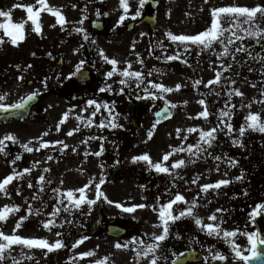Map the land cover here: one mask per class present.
Returning <instances> with one entry per match:
<instances>
[{
	"label": "rangeland",
	"instance_id": "374dc122",
	"mask_svg": "<svg viewBox=\"0 0 264 264\" xmlns=\"http://www.w3.org/2000/svg\"><path fill=\"white\" fill-rule=\"evenodd\" d=\"M258 5L264 6V0H165L161 6V9L165 11V16L163 17L162 14L157 20L155 33L149 32L147 38L145 37L139 46L134 41L133 48L129 49L128 57L120 55L110 58L118 61L116 82L119 83L120 79H127L125 85L119 83L120 87L126 91L128 98L126 102L118 104V114L119 112L122 115H126L128 112L131 114L130 110L132 109L133 125L139 127L136 129L138 134L135 136L132 149L121 154L119 166L121 168L117 174L118 181L116 182L115 179L111 181L113 177L110 175V168L106 167L111 164L109 157L97 162L94 153L98 151L95 149V151H88L87 157H90L88 161H84L80 165L74 163L70 166V171H64V168L57 174L55 167L48 161V152L40 148V143L45 138L44 133L35 136V139H31L29 147L43 150L39 152L41 155L34 158L37 160L38 167L43 171L45 168L53 169V181L50 184L41 183L37 186L40 191L43 189L42 191L48 194L49 197L45 199L47 203L41 201L40 194H38L37 201L31 206L32 194L25 193L26 205H23L19 211L8 215L10 217L5 221V230L2 232L7 235H20L26 239H43L50 244H54L59 239L64 241L66 246L69 241L68 225L66 221H56L53 216L56 211L55 202L57 199L64 203V208L69 206L73 211H77L76 215L70 217L76 220L80 217H87L88 210L92 206L100 204V224L103 229L99 234L87 237V239H84L85 237L81 234L82 237L75 238L70 249L66 248L65 251H61L57 255L54 254L55 250L48 252L46 248L12 245L5 252L6 258L0 264H13V258L18 264H54L55 259L58 264H96V261L104 260L106 257V264H137L134 251L136 245L131 243L133 239L130 237L132 236L118 240L102 236L109 222L133 226L132 232L137 234L140 239L150 243L153 242L151 236L154 233H162V227H154V225L161 224L159 215L155 214L152 204L147 199V193L142 189L146 185L147 172L154 174L156 171L144 161L133 163L132 158L148 154L153 163L162 162V157L172 152V149L179 147L187 149L189 144L196 145L197 143H200L201 147L207 148V152L201 153L199 156H192L187 151L175 152L169 157V161L163 162L164 166L170 168V173L162 174H176L177 180H180V176H184L182 180L177 181L180 185L179 194L183 195L188 202L196 199L198 206L194 209V215H198L204 224L219 223L221 229L238 231V235L228 240H225L222 235L221 237L209 236L206 230H202L195 224L193 218L185 216L175 222H169V235L164 242H161V247L171 241L179 245V254L173 256L171 263L187 251L195 250L200 258V262L197 264H243L231 251V243L238 244L244 254L248 255L250 254L248 252L250 245L244 233L259 231L261 237H264V212L255 218V224L249 217L251 212L249 208H254L257 204H264V198L259 197L264 196V175L261 174L264 164V133L246 129L245 135L239 136V128L246 125L245 117L249 113L259 114L261 120L264 121V94H262V90H264V60L253 59L257 54L264 57V41L258 42L256 38H248L246 33L240 29L251 27L256 30V25L244 23V17L230 22L231 14H221V27L231 29V31L225 32L221 39H224L226 44V37L230 36L232 32L245 37L244 40H237L235 44L228 46L230 53L235 55V60L232 59V55L218 57L217 54L223 51V45L219 41L214 42L211 49H203L202 46L191 43L185 45L180 42H172L167 33L197 35L210 28L213 19L211 13L215 8L232 6L252 8ZM236 24H240V28H237ZM256 24L264 29V19L260 18V14H257ZM159 43L164 51L165 60L162 64L157 63L152 55L156 56ZM241 44L251 52V56L248 55V52H235V48ZM147 55L150 56L149 59H146ZM168 56H179V59L167 60ZM141 60L143 63L139 62ZM106 64L112 68L110 64ZM129 64H131L130 71H140L144 74V82L139 87H137L135 78H124L119 75V72L128 68ZM222 64L231 65V68L225 71L221 67ZM149 71L152 72L151 75H148ZM217 72L222 73L220 83L208 85L210 80H214ZM197 80L201 83L195 84ZM232 80L235 81L234 84L230 82ZM149 81L163 84L165 87L172 88L173 91L163 93V99H153L149 93L159 94V91L153 89ZM178 84L181 87L176 90ZM145 88L148 89L147 93L143 92ZM233 89H238L244 95L242 97L232 95L229 100L228 93ZM138 92H141L140 99H137L136 96ZM26 93L29 92L21 86L15 90H7L5 103L7 105L17 103ZM201 99L205 101L206 106L210 107L207 119L198 115L205 107L198 103ZM166 101L169 103L166 104ZM171 104H175L176 107L172 108ZM161 106H167L170 109L171 118L164 123L156 124L153 121V113ZM228 108H231V120L227 117H220V112L226 111ZM221 120L233 125L231 133H228L224 128ZM153 125H155L154 128ZM216 126H219L221 130L215 134L216 139L208 148L199 140V133L201 130L208 131ZM189 128H195L197 131L189 133L187 131ZM177 130H179V134ZM145 131L152 132L151 139L145 136ZM234 139H240L243 147L234 145ZM216 156L221 159L217 161L214 159ZM179 159H184L185 165L179 169H171V164ZM230 160L236 161V164L233 166ZM256 166H259L257 172ZM12 173L9 172L7 175ZM241 174H243V179L237 180L236 177ZM44 177L45 180L50 181L47 175ZM101 177L104 180V183L101 184V191L114 202L113 204L107 203L103 198L97 200V203L91 207L84 204L76 209L68 204L67 197L63 194L71 190L78 198L77 189L85 185H89L85 189L87 198L95 199V185L100 182ZM136 177L137 180L133 181ZM193 179H196V183L192 182ZM221 179L231 182L226 186H221L220 189H210L207 193L201 190L204 184L216 183ZM16 187L9 184L7 186L8 195L0 192V209L5 205H14L19 208L20 205L15 200L18 193ZM54 189H59V192H54ZM50 198L51 200H47ZM250 198L258 199V203L250 207L247 201ZM116 203L122 204L124 207L139 204H144L146 207L137 208L132 213H125L115 206ZM187 207L188 204L177 202L173 205V215H179V212ZM217 209L223 211L217 212ZM37 210L39 214H37ZM213 214L217 216L215 222L209 219ZM21 217H27V219L21 222ZM48 220H54V224L45 228L43 224ZM17 223H21L20 228L15 227ZM73 229L81 230L77 224ZM57 233L60 235L58 236ZM78 240H83V243L77 245ZM125 242H130L127 248L117 249L115 247L117 243L123 245ZM0 243H4V241ZM87 252H93L95 255H82ZM217 252L227 256L228 259L226 261L213 259ZM144 259V257L139 258V264H150V258ZM158 264H163V261L159 259Z\"/></svg>",
	"mask_w": 264,
	"mask_h": 264
},
{
	"label": "flooded vegetation",
	"instance_id": "af4514ba",
	"mask_svg": "<svg viewBox=\"0 0 264 264\" xmlns=\"http://www.w3.org/2000/svg\"><path fill=\"white\" fill-rule=\"evenodd\" d=\"M46 2L49 7L61 12L66 23L62 29L55 16L47 11L41 12L38 20L41 32L37 34L23 6H33L34 11L38 10L41 7L38 0H0V11L8 12L13 23L23 24L25 35V38L18 42V46H14L10 42V37L4 35L3 30L0 29V38L4 40V43L0 44V96L4 97L0 100V104L6 105L7 90H15L21 86L29 92L22 97L26 99L38 89L35 104L29 110L27 118L12 119L0 124V139L9 134L16 137L15 142L5 140L6 147L0 152V167H2L0 181L13 170L23 174L22 177L13 180V185H17L19 190L16 197L20 205L19 209L27 203L25 193L32 194L31 206L37 201L39 181L37 174L47 175L50 181H53V169L42 171L38 167L37 160L34 159L39 156L40 150L33 149L32 152H27L22 147L35 136L45 132L48 135L42 141L49 143V147L45 150L48 152V157H52L48 161L55 167L57 174L64 168V171H70V166L74 163L83 164L90 158L87 157L88 155L85 156L86 152L101 151L103 147L102 154L96 156L95 160L100 162L103 158L109 157L111 164L106 167L110 168L111 177H116L118 157L121 151L132 149L135 127L131 115L132 109L131 114L129 112L126 115L120 112L118 114V104L126 102L128 96L126 91L124 94L120 92L121 87L116 82L118 79L116 73L113 77L106 78V73L111 68L101 58L99 50L102 49L109 58L120 55L128 57L134 41L138 46L141 45L149 32L155 33L159 17L162 14L163 17L165 16L164 9H161L165 0H147L142 8L139 6V0H128L129 12L123 24H118L124 11L120 7V0H46ZM138 9L141 15L135 20L131 19ZM81 20L83 23H80ZM4 22H7L6 18L0 17V23ZM75 29L84 31L77 32ZM85 32L89 37L88 40L84 39ZM157 46L159 50L156 56L152 55L157 63L162 64L164 51L160 43ZM149 58L150 56L147 55L146 59ZM81 60L84 61L81 73L71 76ZM106 85H111L112 90L100 92L99 89ZM140 93H137V99H140ZM88 100L107 103L110 109H113L112 115H109L108 109L101 107L100 111L91 117L95 106H88ZM66 112L68 117L60 124L57 131V124ZM77 116L82 119L77 120ZM89 117L93 123L86 127L82 121H86ZM112 117H115V123L121 124L119 127L108 126ZM102 120L105 121L103 128L98 126ZM77 126L79 131H73L71 136L67 135ZM145 135L148 138V131H145ZM89 137L95 139L89 140ZM56 141H63L68 147L61 151L62 145L54 143ZM17 155L20 156L18 160ZM26 168L30 169V172H24ZM176 177L173 175L172 178L167 179L161 174L148 173L145 177L146 185L143 187V191L148 193L147 199L158 193L165 201L171 196L175 197L180 193V185ZM48 181L46 180V183L50 184ZM29 182L32 187H29ZM4 227L5 221H0V230L4 231Z\"/></svg>",
	"mask_w": 264,
	"mask_h": 264
},
{
	"label": "snow or ice",
	"instance_id": "6c2138e0",
	"mask_svg": "<svg viewBox=\"0 0 264 264\" xmlns=\"http://www.w3.org/2000/svg\"><path fill=\"white\" fill-rule=\"evenodd\" d=\"M146 2H147V0H139L140 8H142ZM38 3L41 5V7L35 11H34L33 6H23L26 8V11L28 14V19L31 20V22L34 26L33 30L37 34H39L41 32V25L38 23V20L40 17V13L44 12V11H47L51 15L55 16L57 18V22L61 25V27L63 29V25L66 23V21H65V17L61 14V12L56 8L49 7L46 0H38ZM120 7L124 11H123V14L119 18L118 24H123L125 19L127 18L128 12H129L128 0H120ZM221 14H231L229 16L230 22L237 20L239 17H244L245 19L243 22L248 23V24H255L256 30H253L251 27L248 29L241 28L240 30L242 32H245L248 38H256L258 42L264 41V29H261L260 26L258 24H256L257 14H260V18L264 19V6H260V5H258L256 7H252V8L236 7V6L215 8L212 10V13H211V15L213 17V19L211 21V26L207 30L202 31L197 35H173L171 32H169V33H167V36L169 37V39L172 42H180L181 44H185V45H187L188 43H191L192 45L202 46L203 49H211L214 42L219 41V43L223 45V51H222V53L217 54L218 57L219 56L232 55V59L235 60V55L233 53H230L228 46L235 44V42L237 40H240V41L244 40L245 37L238 35L236 32H232L230 36L226 37L227 43L225 44L224 39H221V37H224V33L231 31V29L221 27V23H220ZM140 15H141V12L138 9L136 11L135 15H133L131 17V19L135 20ZM0 17H5L7 20V22L0 23V29L3 30L4 35L10 37V42L12 45L18 46V42L22 41L25 38L24 25L21 23H13L10 19V14L8 12L0 11ZM80 23H83V21L81 20ZM236 27L240 28V24H236ZM75 31L81 32L84 30L83 29H75ZM84 39L85 40L89 39L86 32L84 34ZM3 43H4V40L2 38H0V44H3ZM93 43H95V41H93ZM186 50H187V48H186ZM76 51H78V49ZM235 52H237V53L248 52V55L251 56V52H249V50L243 44L236 47ZM99 55L101 56V58L106 63H108L112 66L111 70L106 73V78L113 77L114 73L117 72L118 61L114 58L110 59L107 55H105V53L102 49L99 50ZM257 58L264 60V57H260L259 54H257L256 57H253V59H257ZM175 59H179V56H168L167 57V60H175ZM139 62L143 63L142 60ZM185 63H186V61H185ZM83 65H84V61L81 60L79 62V64L76 66L75 72L70 74V75L74 76L77 73H81ZM29 67H31V65H29ZM221 67H223L224 70L227 71L229 68H231V65L225 66L222 64ZM130 68H131V64L128 65V68L124 69L123 71H120L119 75L121 77H124V78H135V80L137 82V87H139L140 84H142L144 82V74L141 73L140 71H130L129 70ZM151 74H152V72L149 71L148 75H151ZM221 75H222V73L217 72L214 80H210L208 82V85H212L214 83L219 84L221 81ZM20 79H23V77H20ZM230 82L233 84L235 83L234 80H232ZM119 83L121 85H125L127 83V79H120ZM149 83L151 84V87L153 89H157L159 91V94L149 93V95H151L153 99H157V98L163 99V95H162L163 93H169V92L173 91L172 88L165 87L163 84H156V83H152L151 81H149ZM199 83H201V81H199V80L195 81V84H199ZM45 86H46V81H45ZM180 87L181 86L179 84L176 85V90H179ZM253 87H255V85H253ZM111 90H112L111 85H106V87H102L99 89L100 92L111 91ZM123 91H124V89L121 88L120 92H123ZM144 91L148 92V89L145 88ZM262 94H264V90H262ZM36 95H38V91L33 92L31 95L27 96L26 99H22L20 103H14V104L7 105V106L0 104V111L7 112L10 109H23V108H25V106L28 104L29 101L33 100L36 97ZM217 95H219V93H217ZM228 95H229V100H230L232 95L242 97L244 94L241 91H239L238 89H233L231 92L228 93ZM141 98H144V97H141ZM3 99H4V97L0 96V100H3ZM165 103L168 104L169 102L166 101ZM198 103L201 105H205V101L203 99L199 100ZM87 105L88 106H93V105L95 106V110L91 113V117H94L100 111L101 107L108 109L109 115L110 116L112 115L113 109H110V107L107 103L102 104V103H97L96 100H88ZM170 106L172 108L176 107L175 104H171ZM241 106H243V105H241ZM226 108H227V104H226ZM161 114H166V112L165 113H158V115H161ZM198 115L200 117H204L205 119H207V117L209 115V111H208L206 105L204 107V110L201 111ZM67 117H68V113L66 112L63 114L61 121L57 124V131H59L60 124L64 123V121L67 119ZM91 117H89L86 121H82L85 123L86 127H89L92 125L93 121H92ZM220 117L221 118L227 117L229 120H231V108H228V110H226V111L222 110L220 112ZM76 119L81 120L82 118L80 116H77ZM245 120L247 122L246 125H242L239 128V136L240 137H243L245 135L246 129H251L254 131H258L260 133H264V121L261 120V117L259 114L249 113L245 117ZM114 121H115V117H112V121L108 122V126H110L111 128L119 127L120 125H118ZM221 123L224 124V128L227 129L228 133H231L233 131V125L231 123H224L223 120H221ZM98 126L101 128L105 127V121L102 120ZM154 127H155V125H153V128ZM220 130L221 129L219 128V126L213 127L208 131L201 130L199 133V140L201 142H203V144H206L208 146V148H210L216 139L215 134ZM73 131H79V126H77L76 129L69 131L67 133V135H69V136L73 135ZM187 131L189 133H191V132L197 131V129L189 128ZM177 132L179 134V130H177ZM43 135L46 136V135H48V133L45 132ZM151 136H152V132L149 131L148 138L151 139ZM88 139L89 140L95 139V137H89ZM184 139H187V137H184ZM5 140H11V141L15 142L16 137L9 134V135H6L3 139H0V152H3L4 148L6 147ZM30 143H31V141H29L28 144L22 145V147L27 152L33 151V148L29 147ZM54 143L62 145V148L60 149L61 151H63L65 148L68 147L67 144L63 143V141H56ZM82 143H87V141H82ZM233 144L243 147L242 141L240 139H234ZM48 147H49L48 142L41 141L40 148H48ZM193 149H195V151H193ZM73 151H75V149H73ZM102 151H103V147H101V151L94 153V155L100 156L102 154ZM183 151H187L192 156H199L201 153L207 152V148L201 147L200 143H197L196 145L189 144L187 146V149H185L183 147L172 149V152L167 153L162 157V162L153 163V161L151 160V158L148 154L135 156L132 158V161H133V163H135L137 161H144L147 163V165L150 168L155 169V171L157 173H170V168L167 166H164L163 162L169 161V157L173 153L183 152ZM208 154L211 155V153H208ZM87 155H89V153L86 152L85 156H87ZM16 159L17 160L20 159V156L17 155ZM48 159L51 160L52 157L49 156ZM214 159H216L218 161L221 158L219 156H216V157H214ZM191 162H194V161H191ZM230 163L234 166L236 164V161L230 160ZM183 165H185V160L179 159L176 162L171 164V169H179ZM101 167H103V166L101 165ZM44 171L47 172V171H49V169L45 168ZM24 172H26V173L30 172V169L26 168V169H24ZM22 175H23L22 173H16L15 170H13L12 174L7 175L2 181H0V192L4 193L5 195H8L7 186L9 184H11L14 179L22 177ZM236 179L237 180L243 179V174H241L240 176H237ZM39 180H40V182H44L45 177L43 175H41L39 177ZM192 182L196 183V179H193ZM230 182L231 181H229L227 179H221V180L217 181L216 183L204 184L202 186L201 190L203 192L207 193L210 189H220L221 186H226ZM48 183H51V181H48ZM103 183H104V180H103V177H101L100 182L96 183V185H95V192H96V198L95 199H88L87 196L85 195V189L87 187H89V185H85L84 187L77 189V191L79 192L78 198L74 195V192L71 190L67 191L63 195H66L68 204L75 207L76 209H79L84 204H87L89 207H91L92 205L97 203V200H100L101 198H103V200L106 201L107 203L113 204L114 202L109 200L108 197L103 193V191H101V184H103ZM29 187H32L31 182H29ZM41 190H43V189H41ZM53 191L59 192V189H54ZM245 195H247V193H245ZM177 202L186 203V204H188V207L184 210H181L179 212V215H173V212H172L173 205L177 204ZM115 206L117 208H120L125 213H132V212H135L137 208H145L146 207V205H144V204L133 205L132 207H124L122 204H119V203H116ZM197 206L198 205H197V201L195 198L193 199V201L188 202L185 200V197L179 193L175 195L174 199L170 200L167 204L161 206L159 209V220H160L161 224L154 225V227H162V233L161 234H155L154 233L151 236V240L153 241L151 243H146L144 240L138 239V238H133V240L131 241V243L136 245V248L134 249V251H135V256L137 259V264H139V258H141V257L150 258V264H158L159 257L156 255V253H157V250L161 248V242H164L169 235V231H170L169 222L170 221L175 222L176 220H179L185 216L193 218L195 224L197 226H200L202 230H206L209 236L215 235L217 237H221V235H222V237L225 240H228L229 238H234L238 235V231H225V230L221 229L219 223L204 224L202 219L198 215H194V209ZM153 210H155V209H153ZM16 211H19V208L17 206L5 205L2 209H0V221H6L8 218V215L10 213H13ZM60 211H61V209L57 208L55 213H53V216L58 214ZM63 211L68 212V211H70V208L65 207L63 209ZM216 211L221 212L223 210L217 209ZM261 212H264V204H257L253 208V210L249 213V217L251 218V221L253 224H255V218L257 216H259L261 214ZM30 213H31V210H30ZM37 214H39L38 210H37ZM26 219H27V217H21V222L23 220H26ZM209 219L211 221L215 222V221H217V216L215 214H213L209 217ZM221 222H223V221H221ZM53 224H54V220H48L47 222H44L43 226L45 228H49V226L53 225ZM15 227L20 228L21 223H17ZM244 234L247 236V241H248V244L250 245V247L248 249V252L250 254L245 255L244 252L241 250V247L238 244L232 242L231 243V251L234 253L237 260L244 262V264H250V262L254 261V260L264 262V253H262L258 249L259 245H264V237H261V234L259 233V231H254L251 233H244ZM57 235L59 236L60 233H57ZM84 239H87V237H85ZM0 240L4 241V243H0V262H2L6 258L5 252L7 250H9L12 247V245H15V244L24 245V246H27L29 248H31V247H38V248H42V249L46 248L48 250V252H52L56 249H60V248L64 247L63 242L59 239L56 240V242L54 244H50L47 240L26 239V238L21 237L20 235H7L2 231H0ZM76 243H77V245L80 243H83V240H78ZM128 243H130V242H125L123 245L120 243H117L115 245V247L117 249L127 248ZM82 255L83 256H93V255H95V253L87 252V253H84ZM213 259L226 261L228 259V257L217 252L213 256ZM106 260H107V257L104 260L96 261V264H106ZM13 264H18V262L15 260V258H13Z\"/></svg>",
	"mask_w": 264,
	"mask_h": 264
},
{
	"label": "water",
	"instance_id": "95a60500",
	"mask_svg": "<svg viewBox=\"0 0 264 264\" xmlns=\"http://www.w3.org/2000/svg\"><path fill=\"white\" fill-rule=\"evenodd\" d=\"M29 104H27L25 106V108L23 109H13V110H10V111H7L8 114L10 115H7L6 117H3V118H0V120H6L8 117H25V111L26 109L32 104L31 102H28ZM166 114H161V115H158V113H165ZM157 114H155V119L156 121H163V120H166L168 117H169V111L168 109L166 108H162ZM122 234H124V230H121V229H117V228H114V227H109L108 228V232H107V235L108 236H112V237H119L121 236ZM258 249L259 251H261L262 253H264V245H259L258 246ZM196 255V253L192 252L190 253L189 255H187V257L185 259H182L181 260V263H184L185 261H192V262H195L197 261V259L194 257ZM250 264H264V262L262 261H251Z\"/></svg>",
	"mask_w": 264,
	"mask_h": 264
},
{
	"label": "trees",
	"instance_id": "16d2710c",
	"mask_svg": "<svg viewBox=\"0 0 264 264\" xmlns=\"http://www.w3.org/2000/svg\"><path fill=\"white\" fill-rule=\"evenodd\" d=\"M262 168H263V171L261 170V174L263 173V175H264V164L262 165ZM255 169H256V172H257V171H258L257 166L255 167ZM259 197H260V198H261V197L264 198V196H259ZM247 201H248V204H249L250 207H252L253 205H256V204L258 203V199H257V200H253L252 198H250V199L247 200ZM250 210H253V208H251ZM95 223H96V218H95V217L90 218V219L86 222L85 226H86V228H87V233L92 232V231L95 230ZM56 253H57V252H56ZM158 254H159V253H158Z\"/></svg>",
	"mask_w": 264,
	"mask_h": 264
}]
</instances>
